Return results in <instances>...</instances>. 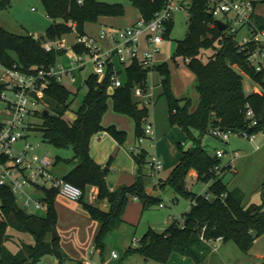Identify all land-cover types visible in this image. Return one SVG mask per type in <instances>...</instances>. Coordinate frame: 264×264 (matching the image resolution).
Listing matches in <instances>:
<instances>
[{"label": "trees", "instance_id": "trees-1", "mask_svg": "<svg viewBox=\"0 0 264 264\" xmlns=\"http://www.w3.org/2000/svg\"><path fill=\"white\" fill-rule=\"evenodd\" d=\"M131 1L147 19L164 7V0ZM207 2L208 0H191L188 32L185 38L178 40L175 53V56L185 58L186 64L197 76L196 88L200 98L194 110H191L190 97L179 98L174 94L169 63L165 61L155 66L161 74L162 94L168 99L171 124L182 127L187 136L194 140V144L188 149H184L180 143L181 157L161 186L171 187L177 196L191 197L192 204L182 215L183 225L179 218L174 219L162 232L149 230L138 246H131L126 250L124 258L139 254L145 259L166 263L173 252H179L202 263L213 240H234L247 252L264 233V202L244 204L236 191L231 190L224 181L223 172L228 165L222 167V172H218L216 166L220 165L221 157L216 152L211 153L203 144V136L211 133V128L217 126L231 132H264V90L246 94L243 85V73H246L264 86V68L258 70L249 59L250 53L259 44L255 41L241 43L237 38L239 31L229 33L227 30H220L215 24L216 17L207 9ZM259 2L264 0H257L256 4ZM43 3L47 14L54 20L47 29V38L11 32L0 24V60L3 63H17L27 72L36 66L55 64L58 57L66 51H48L44 47V41L59 39L63 34L73 31L68 24L69 20L76 23L79 34H84L87 22H96L105 15L125 14L122 2L43 0ZM10 4L11 0H0V9L8 8ZM253 22L258 30L264 31V15L257 13ZM173 26L172 18L167 22L165 37ZM74 49L77 52L83 51L82 46L77 44H74ZM208 49H213V52L204 60ZM149 70L134 60L127 68V81L122 86L114 87L113 91L110 89L112 68L109 67L106 77L101 81L93 71L83 81L88 86V91L75 110L72 120H68L65 115L71 109L73 95L77 92L52 79L42 101L43 109L37 112L43 119L37 124V130L42 131L44 140L58 147L72 146L74 149V156L64 159L74 162L72 169L64 176L83 189L84 194L79 201L91 217L100 222L95 238L97 248H102L106 234L123 222L122 216L131 195L141 200L144 208L161 200L146 189L147 178L151 176L148 167L149 151L146 148L138 145L137 151H131L137 165L135 181L116 188L111 187L107 179L108 165L97 162L91 154L92 137L100 131H108L121 144L126 141L125 130L114 124H103L111 98L116 112L133 117L136 140L145 135L144 126L150 109L148 105H141L134 99L133 89L138 83L145 86ZM247 102L256 112L257 123L254 125L246 116ZM46 110L49 112L45 113ZM193 130H198L199 136H195ZM58 161L60 158L55 162ZM193 170L196 171L198 180L208 183L207 191L213 194L212 199L188 188L187 178ZM90 186L97 187L99 202L108 201V209L84 200ZM0 194V207L3 210V214H0V264H37L46 254H54L63 261L67 254L60 244V238L53 237V229L58 221L55 205L57 192L47 191L44 216L22 208L7 187H0ZM9 227L32 234L35 242L22 243L17 252L11 251L5 245L9 238Z\"/></svg>", "mask_w": 264, "mask_h": 264}, {"label": "rangeland", "instance_id": "rangeland-1", "mask_svg": "<svg viewBox=\"0 0 264 264\" xmlns=\"http://www.w3.org/2000/svg\"><path fill=\"white\" fill-rule=\"evenodd\" d=\"M100 1L122 2L126 8V13L122 17H128V19H134L135 16H138L140 14L139 9L134 6L131 0ZM262 6H264V4H260L259 9ZM188 18L189 6L184 3V7L178 8L174 11V26L170 31L169 35L165 37V40L160 47V51L155 56L154 64L155 66H157L164 60H168L170 62L173 72H171V84H173L174 81L176 85V90L181 94V97H190L192 99L191 108H193L197 106L200 98L199 92L196 88L197 81L189 80V78L185 75V72L191 73L192 71L189 70L191 71L189 72L188 68H185L186 63L184 61L186 60H184L182 56L177 57L178 64L177 61H174L172 59V55L176 53L178 40L185 38L187 35ZM53 22V18L47 14L43 0H11V4L8 8L0 9V23L2 24V26L5 27L7 30L18 34H32L37 36L38 38H47V29ZM71 22L72 21L69 20L68 24L72 27L73 31L67 32L63 34L61 38L55 40L56 42H61L67 49V51L63 55H60L58 57V62H64L65 64H68V58L72 52V46L77 41V28H74L73 25L70 24ZM99 22L88 23L86 26V30L89 32H95L98 28H100ZM116 24L115 26L126 25V23L122 25L118 23ZM248 34V28L245 27L238 32L237 38L240 42H243L244 36H247ZM212 52L213 49H208L207 52L204 54V60H206L207 56ZM155 66L150 68V70L148 71V77L145 82V86L155 94V101L152 104L148 105L150 109L148 118L153 119L155 124L158 125L159 131L155 136L156 142L166 137L165 144L170 149V152H180L181 142H184L183 148L188 149L194 144V140L192 137H188L186 132L184 131V133L181 130L180 126L171 124L170 113L168 108V99L165 94H162L163 85L159 83L161 79V74L159 70L155 68ZM93 71V65L92 63H89L83 70L77 72V80L75 83L66 82V85L70 89L77 92L76 95H73L74 101L71 105V109L65 115L68 120H72L74 118L75 110L81 104L86 92L88 91V86L83 81ZM186 78L189 84L188 87L182 93V88L183 85H185ZM243 85L246 94L253 92L255 87H259L264 90V86L253 80L246 73H243ZM133 96L135 100H138L135 96L134 89ZM39 108L43 109V105H40ZM34 121L38 124L41 123L43 119L41 116H36L34 117ZM103 124L105 126L114 124L117 128H121L122 130H125L127 132V138L125 141L126 145H124L125 148H123V150L125 151L126 156L129 160V157L132 156L131 148L135 146L132 143H134V141L136 140V138H134L135 121L133 117L124 113L116 112L114 110L113 99L111 98L109 100V107L103 117ZM173 127H177L176 129L179 130H176V132L170 134L169 131L170 129H173ZM98 133L102 134L105 133V131L103 130ZM108 134L110 135V133ZM193 134L195 136H199V131L193 130ZM31 140L39 143V146L37 148L38 154H49L50 156L54 157L55 160L57 158H60V161L55 162L53 166V168L57 170V172H59L60 174L63 175L64 173H66V171L73 167L72 162H67L64 160L72 158L74 156V149L72 146L58 147L48 141H45L43 138L42 131L40 130H36L34 133H32ZM136 144L139 145L138 142ZM142 144L143 145L141 146L144 147V145L148 144V142L145 141ZM203 144L205 148L211 153H215L217 149H223L226 151V154L221 157L220 165L221 167H224L231 163L232 166H228L223 172L224 181L228 184L231 190L236 191L238 196L241 197V200L244 204L249 205L251 203L264 202L263 131L256 132L254 138L245 136L240 132H231L228 140H222L214 136L212 133H207L203 136ZM103 148H105L104 144H100L99 151L102 155V160H104L106 164V162H108V160L110 159V156L112 154L114 155V150L105 148L108 150L105 151V149ZM147 149L148 151L152 150L149 145ZM134 150L137 151L138 149ZM231 153H233L234 156H232ZM112 161L118 163L119 159L113 158ZM122 161L123 159L120 161L121 164ZM121 164L120 166H122ZM169 171L170 168L165 167V169L161 172L162 177L166 176ZM112 173L113 172L109 173L108 171V174L110 175L109 183H112L114 179V175ZM187 183L190 189L197 194H204L208 188V183L202 180H197L191 175L188 176ZM167 190L173 192V189L169 186H167ZM87 192L88 194L86 193L84 195V197L86 198L90 196L88 190ZM172 194L168 192L163 194L162 198L164 199L165 204L167 206L160 207L158 203H154L146 209L142 222L139 224V226H137L138 228H136L137 233H135V237L138 239L139 243L142 240L144 234L147 232V230L150 229V226L155 228V230L157 231H162L167 226L168 222L171 220L170 217L172 215L178 217L189 209L192 202L191 197L179 195L178 200H173ZM61 196L64 197V199L67 201H75L76 203L81 204L79 200H74L64 195ZM33 213L44 216L46 215V210H38L34 211ZM0 214H3V210L1 207ZM150 220L154 222L153 225H150V223H148ZM56 229L58 235L60 236L62 247L64 251L69 255V258L62 264H80L78 261L79 257L77 254L81 252L80 250L84 249L81 248V244H77L73 241L74 234H72L71 232H67L69 226L66 223L58 221ZM9 230L11 231L14 240L7 239L5 245L13 252H17L18 246H20L18 245V243H21L22 245V243L25 242H35L34 236L28 232L20 231L14 227H9ZM7 232L9 233V231ZM120 242L121 241L118 240L117 236H109V238H105L104 244L106 248L104 249V256L107 259L112 248H114L120 255V257L117 259V262H115L114 264H127V259L124 258L125 253L121 250ZM209 247L210 250L201 264H257L264 258V233L255 240L253 247L247 252L241 249V247L234 240H215L213 242H210ZM89 258L91 259V261H95L97 264H102L103 262L102 254L97 250L94 252V255L89 254ZM47 264H49V261Z\"/></svg>", "mask_w": 264, "mask_h": 264}, {"label": "built area", "instance_id": "built-area-1", "mask_svg": "<svg viewBox=\"0 0 264 264\" xmlns=\"http://www.w3.org/2000/svg\"><path fill=\"white\" fill-rule=\"evenodd\" d=\"M256 1L208 0L207 9L216 17V25L217 19L226 23L225 30L229 33L248 28L249 34L244 36L241 43L255 41L259 44L250 53L249 59L261 70L264 68V31L258 30L253 22V17L257 14ZM78 2L83 3V0ZM184 3L190 7L191 0H164V7L150 19L141 15L132 25H102L96 34L77 33L75 44L82 46L83 51L77 52L73 45L69 64L57 62L49 66H36L27 72L17 63L7 65L0 60V187L10 189L22 208L31 213L46 210L48 190H55L58 194L74 200H80L84 194L80 186L67 180L64 175L53 172L55 158L49 154H38L39 143L31 140L32 133L37 130L34 117L42 110L39 107L43 105L42 101L50 81L55 79L64 84L68 79L75 83L77 71L92 63L100 81L106 77L111 67L112 87L122 86L124 81L118 63L125 66L137 60L146 69L155 66V56L165 40L167 22L173 18L176 9L184 7ZM70 24L76 28L75 22ZM142 39L146 42L145 48L141 47ZM44 47L48 51H67L61 42L55 40H45ZM134 93L141 105H150L155 101V94L143 84H136ZM246 116L252 125L257 123L255 109L249 102L246 104ZM144 127L145 135L139 137L137 142L141 146L149 140L151 145H155L154 123L147 121ZM210 132L222 140H228L231 133L220 126L211 128ZM241 133L250 138L256 135L248 131ZM138 148L136 144L131 151ZM216 154L223 157L226 151L217 149ZM231 155L234 156L233 153ZM228 166H232L231 163ZM148 167L151 176L158 179V174L163 169V159L157 152L149 153ZM216 169L222 172L221 165L216 166ZM204 195L207 199L214 197L210 191H206ZM1 201L0 194V205ZM163 205L164 203H161V206ZM180 221L183 225L184 218L181 217ZM219 239L222 238L216 240ZM133 245H139L136 237L133 239ZM113 255L118 256L115 251ZM257 264H264V260Z\"/></svg>", "mask_w": 264, "mask_h": 264}, {"label": "crops", "instance_id": "crops-1", "mask_svg": "<svg viewBox=\"0 0 264 264\" xmlns=\"http://www.w3.org/2000/svg\"><path fill=\"white\" fill-rule=\"evenodd\" d=\"M260 4H264V2H259L257 4V13L264 15V6H262L259 9V5ZM125 13H126V8H125ZM122 16L123 15H121V16L105 15V16L99 17L98 21H96V22L100 21L99 22L100 23L99 27H101L102 25L114 26V27H123V26H115V24L118 23V24L122 25V24L126 23L125 26L132 25L141 16V13L138 16H135L134 19L133 18L132 19H128V17H122ZM96 22H87L85 24V32H89V31L86 30V26H87L88 23H96ZM98 31H99V28L95 32H89V33L96 34V33H98ZM141 47L142 48L146 47V42H145L144 39H142ZM70 57L71 56H69V58H68V64L70 62V60H69ZM177 57L178 56H175V54L172 55V59L174 61H177ZM184 60H185V58H184ZM165 61H167L169 63V66H170V69H171V72H172V66H171L170 62L168 60H164L163 62H165ZM184 62L186 63V61H184ZM177 64H178V61H177ZM128 66L129 65H125L124 66V65H121L120 63H118V67L121 70L120 75H121V78L123 79L124 83L127 81V68H128ZM185 68L186 69L188 68V71L191 70L188 67L187 64H186ZM191 71H189V72H191ZM77 72H80V71H77ZM192 72L191 73L185 72V75L189 78V80H196L197 81V76H196L195 72H193V73ZM66 82H69V83H72V82L69 81L68 79H66L65 83L63 84L68 89H70L66 85ZM159 83L161 84V80H160ZM188 84H189V82L187 81V78H186L185 85H183V88H182V93L188 87ZM112 88H111V91L114 90V87H112ZM172 89H173L174 94L177 97L184 98V97H181L180 96L181 94L176 90V85H175L174 81H173V84H172ZM70 90L73 91L72 89H70ZM254 91H259L260 92V91H262V89L259 88V87H255ZM73 92H75V91H73ZM168 108H169V105H168ZM195 108H196V106L191 108V110H194ZM148 121H151V122L154 123V125H155V135H156L158 133V131H159L158 125L155 124L153 119L148 118ZM120 127H123V126H120ZM176 128L177 127H173V129H170V131H169L170 134L173 133V132H176V130H179V129H176ZM180 128L184 132L182 127H180ZM104 131H105V133H102V134L97 133V134H95L92 137V140H91V154H92V156L95 158V160L97 162L101 163L102 165H104V166L108 165L109 173L113 172L112 174L114 175V179H113V182H112L113 186L110 185L111 187H115L116 188V187H118L120 185H123V184L132 183L133 181H135L136 174H137V165H136V162H135L133 156L130 155L131 157H129V160H128V157L126 156V153L123 150V148H125L124 145H126V143L125 142H124L125 144L124 143H122V144L119 143L116 140L115 137H113L111 134L110 135L108 134L109 133L108 131H106V130H104ZM129 135H131V134H129ZM165 138H162V139L158 140L155 143V145H151L150 141L146 140L148 142V144L144 145V148H146V149L148 148V145L152 148V150L149 151V153L150 152H157L158 155L163 159V169L159 172L158 179H154L151 176H149L147 178V181H146V189H147V191L150 194L155 195V196H159L161 198L160 202L158 203L160 207L167 206L165 204L164 199L162 198L163 194H165L167 192L171 193V194L173 193L172 194V199L173 200H178V196H177V194L175 193L174 190H173V192L168 191L167 190V186L162 188L161 185H160L169 176V174L172 171L174 165L178 162V160L181 157V151L180 152L179 151L178 152H174V153L170 152V149L165 144ZM136 143H137V141L135 140L134 143H132V144L136 145ZM98 144L99 145L100 144H104L105 148H109V149H113L114 150V152H113L114 155L112 154L110 156V159L108 160V162H106V164H105L104 160H102L103 158H102V155H101V153L99 151V145ZM105 148H103V149H105ZM105 151H108V150L105 149ZM113 158L119 159V162L123 159L122 164L120 162V164L122 166H120L119 162L116 163L115 161H112ZM72 165L74 166V162L72 163ZM118 165H119V168H118ZM123 167H125V168H123ZM165 167L170 168V171L166 174V176L162 177L161 172L165 169ZM71 169H72V167L69 170H71ZM52 170H53L54 173H56L58 175H62L59 172H57V170H55L54 168ZM68 171H66V173ZM128 171H130V172H128ZM66 173H64L63 175H65ZM109 176L110 175L108 174L107 175V179L108 180H109ZM191 176H193L195 179L198 180L197 173H196L195 170L192 171ZM187 186H188V183H187ZM188 188L190 189L189 186H188ZM88 191H89V195L90 196H88V198L85 197L84 200H86L88 202H91V203H94L96 205H99L103 209H108L109 208V203H108L107 200L102 201V202L101 201L99 202L97 200V187L90 186L88 188ZM87 194H88V192H87ZM80 203L81 204L76 203L75 201H73V202L67 201V200L64 199V197H62L58 193H57L56 199H55V205H56V209H57V213H58V221L62 222V223H66L69 226V229L67 230V232H71L72 234H74L73 241L75 243H77V244H81V248L84 249V250H80L81 252H79L77 254L78 257H79V259H78L79 263L80 264H90V263L97 264L95 261L93 262L89 258V254L90 255H94V252L97 250V251H99L102 254V261H103L102 264H114L115 262H117V259L120 257V255L117 253V251L114 248H112L110 254L108 255L109 257L106 259V257L104 256V249L106 248L105 244H104V246L102 248H97L95 246V238H96V235H97V233H98V231L100 229V222L98 220L94 219L93 217H91V215L88 213V211L84 208L83 203L81 201H80ZM161 203H164V205L161 206ZM191 204H192V202H191ZM149 207H147V208H149ZM190 207H191V205H190ZM190 207H189V209H190ZM147 208H144L143 203H142L141 200H139L138 198H136V197L131 195L129 197L128 203L126 205L125 211H124L123 216H122L123 217V222L116 229L109 231L106 234L105 238H109V236H114V237L117 236L118 240L121 241L120 242L121 243L120 244L121 250L125 253L126 250L129 247L134 246L133 245V239L135 238V233H137L136 228H138L137 226H139V224L142 222V219H143V217L145 215V212H146ZM182 215H180L178 217L172 215L170 217L171 220L168 222L167 226L174 219L181 218ZM58 221H57V223H58ZM148 223H150V225L154 224V222L151 221V220ZM167 226L162 231H164L167 228ZM151 229L155 230V228L150 226L149 230H151ZM149 230H147V232ZM8 231H9V233H8L9 234V238L8 239L14 240L13 239V235H12L11 231L9 230V228H8ZM155 231H157V230H155ZM162 231H159V232H162ZM59 238H60V236H59ZM105 238H104V240H105ZM213 241H215V240H213ZM26 243H28V242H26ZM140 243H141V241H140ZM60 244L62 246L61 239H60ZM18 245H20V246H18V250H19L20 247H21V243L20 244L18 243ZM215 249H216V247H215ZM113 251H115L118 254V256H114L113 255ZM68 258H69V255L67 254V257L65 259H63V261H60L56 255H54V254H46L45 256L42 257V260H40V262H38L37 264H47L48 261H49V264H62ZM126 259H127L126 260L127 264H201V263H197L196 260L192 256L181 254L179 252H173L170 255V257H169V259H168V261L166 263H161V262H159L157 260H153V259H145L144 257H142L139 254H133V255L129 256L128 258H126Z\"/></svg>", "mask_w": 264, "mask_h": 264}, {"label": "water", "instance_id": "water-1", "mask_svg": "<svg viewBox=\"0 0 264 264\" xmlns=\"http://www.w3.org/2000/svg\"><path fill=\"white\" fill-rule=\"evenodd\" d=\"M217 24H218L220 30H225L226 29L227 25H226V23L223 20L217 19ZM48 112H49L48 110L45 111V113H48ZM110 185L113 186V183H110ZM53 237L54 238H58L59 237L56 228L53 229Z\"/></svg>", "mask_w": 264, "mask_h": 264}]
</instances>
